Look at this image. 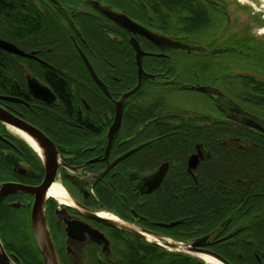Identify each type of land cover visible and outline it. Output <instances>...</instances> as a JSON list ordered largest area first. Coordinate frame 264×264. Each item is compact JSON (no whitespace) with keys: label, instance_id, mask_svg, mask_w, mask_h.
Wrapping results in <instances>:
<instances>
[{"label":"flooded vegetation","instance_id":"af4514ba","mask_svg":"<svg viewBox=\"0 0 264 264\" xmlns=\"http://www.w3.org/2000/svg\"><path fill=\"white\" fill-rule=\"evenodd\" d=\"M240 1L0 0L15 264H50L45 231L56 264H264V25Z\"/></svg>","mask_w":264,"mask_h":264},{"label":"water","instance_id":"95a60500","mask_svg":"<svg viewBox=\"0 0 264 264\" xmlns=\"http://www.w3.org/2000/svg\"><path fill=\"white\" fill-rule=\"evenodd\" d=\"M98 6L101 9H103L102 11L107 16H109V18L111 20H113L117 24L124 25L125 27L130 28V29H132L134 31L138 30V32H140V33L144 34L145 36H147V38L149 40H151L153 42H156L154 36H152L151 34L145 32L143 29L135 26L133 24V22H131L128 18H126L124 16H121L120 14H113V12L108 13L107 10H104V6H101V5H98ZM132 43H133V46H134V48H135V50L137 52V61H138L137 64H138V67L142 71V57L144 56V52L142 51V49H141L140 45L138 44V42L133 41ZM5 48H6V46H5ZM136 90L132 91L131 93H129L127 95H125V98H128L129 96L134 94L136 92ZM200 90L208 92V89H206V88H201ZM117 108H118V116H119L121 114V112H122V105L119 103L117 105ZM8 117H9V114L6 111H4V110H2L0 108V121L6 122L8 120ZM50 182H52V181H50ZM12 190H15V186H12V185L0 186V199H1L2 196L6 195L7 193L11 192ZM34 223H35V226H37V224L39 223V216L37 214L34 216ZM38 236H39L38 242L40 243L41 248H42V250L44 251V253L46 255L47 261L50 264H56L57 256H56V253L54 251V248H53V245H52V242H51V239H50L48 231L42 232L41 235H38ZM208 256L211 257L212 259H214L215 261H217L220 264H229L226 260H224L219 255L209 254ZM12 258L18 260L14 255L9 256L7 254V252L5 251V249H4L3 245H2V242L0 240V264H15V262L12 260Z\"/></svg>","mask_w":264,"mask_h":264},{"label":"rangeland","instance_id":"374dc122","mask_svg":"<svg viewBox=\"0 0 264 264\" xmlns=\"http://www.w3.org/2000/svg\"><path fill=\"white\" fill-rule=\"evenodd\" d=\"M239 6L246 7L248 9V16L250 23H255L257 20L262 26L264 25V3L260 0H241ZM254 14V16H252ZM252 18V19H251ZM262 31V37H264V27L258 29Z\"/></svg>","mask_w":264,"mask_h":264},{"label":"bare ground","instance_id":"6f19581e","mask_svg":"<svg viewBox=\"0 0 264 264\" xmlns=\"http://www.w3.org/2000/svg\"><path fill=\"white\" fill-rule=\"evenodd\" d=\"M264 3V0H260ZM31 142L33 143V141L31 140ZM35 143V142H34ZM32 144L33 147L42 155H43V152L42 150L38 147V145L35 143V144ZM48 196H51V197H55L59 200H62L63 198V191L62 189L54 186L49 192H48ZM103 217H105V215H103ZM203 260L207 263V264H220L218 263L217 261H215L214 259L210 258V257H207V256H204L203 257Z\"/></svg>","mask_w":264,"mask_h":264},{"label":"trees","instance_id":"16d2710c","mask_svg":"<svg viewBox=\"0 0 264 264\" xmlns=\"http://www.w3.org/2000/svg\"><path fill=\"white\" fill-rule=\"evenodd\" d=\"M3 1H5V0H3ZM13 13L15 14V15H14V16H15V18H18V17H19V18H21V15H20V14H18V13H17V11H13Z\"/></svg>","mask_w":264,"mask_h":264}]
</instances>
